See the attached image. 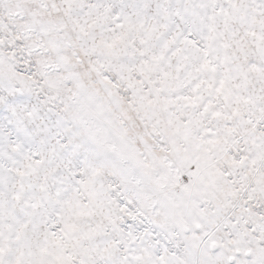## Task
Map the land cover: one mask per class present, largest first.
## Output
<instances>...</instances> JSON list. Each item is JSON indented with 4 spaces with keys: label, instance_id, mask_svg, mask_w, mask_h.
Masks as SVG:
<instances>
[{
    "label": "snow or ice",
    "instance_id": "snow-or-ice-1",
    "mask_svg": "<svg viewBox=\"0 0 264 264\" xmlns=\"http://www.w3.org/2000/svg\"><path fill=\"white\" fill-rule=\"evenodd\" d=\"M0 264H264V0H0Z\"/></svg>",
    "mask_w": 264,
    "mask_h": 264
}]
</instances>
